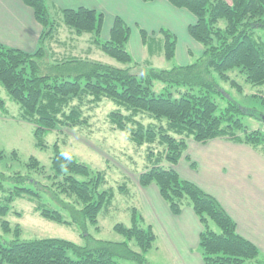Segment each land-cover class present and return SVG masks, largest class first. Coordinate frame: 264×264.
Returning <instances> with one entry per match:
<instances>
[{
    "label": "trees",
    "instance_id": "trees-1",
    "mask_svg": "<svg viewBox=\"0 0 264 264\" xmlns=\"http://www.w3.org/2000/svg\"><path fill=\"white\" fill-rule=\"evenodd\" d=\"M22 1L32 9L42 32L31 52L0 42V86L16 103L14 118L31 124L43 147L48 131L87 125L86 110L113 102L116 107L108 116L112 127L128 131L136 145H148L149 166L138 176L139 184H154L173 214L190 207L196 215L201 225L196 250L203 264H264V254L238 233L221 202L176 169L187 139L205 143L219 138L264 150L263 131L248 130L241 123L240 116L254 114V109L249 112L221 87L223 81L242 91L243 84L232 74L264 87V0H167L193 15L188 34L202 46L193 61L168 68L146 61L140 67L142 62L133 61L126 48L130 25L120 16L114 17L109 36L102 40V12L86 6L64 8L61 19L54 20L48 0ZM63 26L65 40L59 38ZM83 34H90L84 51L75 43ZM140 34L145 45L157 37L143 29ZM158 34L164 58L172 61L176 35L162 27ZM94 45L125 66L82 58ZM260 97L264 102L263 93ZM217 98L225 99V107ZM0 115H11L1 96ZM153 145L160 149H151ZM52 150L51 165L45 168L34 157L23 161L16 151L0 149V224L15 234L9 241L0 238V264H148L146 254L157 237L143 214L131 208L130 226L114 224L121 240H94L85 225L98 227L100 216L113 205L114 193L102 189V174L56 146ZM9 158L19 167H11ZM44 194L51 195L50 203L43 201ZM21 196L35 202V210L44 217L80 225L87 244L55 237L19 239V226L12 229L2 216Z\"/></svg>",
    "mask_w": 264,
    "mask_h": 264
},
{
    "label": "crops",
    "instance_id": "crops-1",
    "mask_svg": "<svg viewBox=\"0 0 264 264\" xmlns=\"http://www.w3.org/2000/svg\"><path fill=\"white\" fill-rule=\"evenodd\" d=\"M49 12L61 19V10L86 6L101 10V36H109L115 16L130 25L127 41L133 30L139 37L131 55L138 62L153 65V55L144 52L140 29L158 36L166 27L176 35L175 57L188 63L199 54L202 46L188 34L193 15L176 8L167 0H48ZM52 16V15H51ZM135 27V29H133ZM42 26L32 9L22 0H0V42L26 51H34ZM133 42H135L133 40ZM191 52H190V51ZM148 52V51H147ZM161 56L163 53L161 51ZM158 56V55H157ZM151 58V59H150ZM191 59V60H190ZM178 173L214 195L236 221L238 233L254 242L264 254V157L250 145L226 139H212L205 143L187 139L185 151L176 165ZM144 218L150 222L169 264H203L196 250L201 225L190 207L173 214L154 184L140 186ZM145 190V191H144Z\"/></svg>",
    "mask_w": 264,
    "mask_h": 264
},
{
    "label": "rangeland",
    "instance_id": "rangeland-1",
    "mask_svg": "<svg viewBox=\"0 0 264 264\" xmlns=\"http://www.w3.org/2000/svg\"><path fill=\"white\" fill-rule=\"evenodd\" d=\"M97 12L102 11L97 10ZM50 14L52 19L58 20L59 17L56 16L57 13L55 11H51ZM65 27L63 26L59 30V33H61L59 38L62 40H65L62 37L64 36L63 32H66L67 27ZM89 35L83 34L82 37H77L75 41L77 47L82 51L88 47L86 41ZM136 35V30H133L131 42L126 43V48L131 55H133L138 43H140L139 37H136ZM100 38L105 40L103 35ZM151 43V45L146 44L144 52L147 55H153L152 59L150 58L153 61V66L168 68L173 64H179L177 57L173 58L172 61L166 60L164 56L160 58L162 55V38L157 36ZM54 49L56 50L55 47ZM81 57L125 66L103 53L99 48L96 50L95 45L92 48V53L89 55L83 53ZM133 61L136 62L137 60L133 58ZM141 65L145 67L144 62L140 64V67ZM135 70L139 71V68ZM232 76L242 83L244 88L241 91L230 86L228 82L221 81L224 95L236 100L249 112L250 109H254V114L245 112L240 116L241 123L248 130L260 129L264 133V102L260 97L261 93L264 94V87L245 83L242 75L236 76V74H232ZM0 96L6 100L8 109L11 112L10 116H8L9 114L7 116L0 115V149L6 152L16 151L18 159L23 161L29 157H34L45 168H49L53 155L52 149L56 146L60 151L71 154L79 162L85 163L94 173L102 174L106 179L102 189L113 191V205L104 217L99 215L98 227L87 222L85 225L86 231L95 238L94 240H121L122 236L113 230L114 224L123 223L126 226H130L131 208H136L140 214L144 215L142 194L138 192V189H141L138 176L149 165L146 158L148 145H136L130 140L128 131L116 130L109 122L108 116L116 105L111 101H103L85 111L87 125H81L76 128L57 127L48 131L43 135L42 147L34 137V127L27 122L14 118L15 113H17L16 103L10 100L8 94L1 86ZM219 98H217L219 105L225 107V99ZM150 148L155 151L160 149L157 145H153ZM258 148L260 150L256 151L264 157V150L261 147ZM7 161L11 163V167L14 165L19 167L16 160L9 158ZM32 175L41 179L36 174ZM122 187L124 188L123 192L120 190ZM42 196H44L42 197L43 201L50 203V194ZM60 197L65 199L64 195L60 194ZM11 205L8 212L2 216V219H6L12 229L16 224L19 226L20 232L17 235L19 239L55 237L70 240L79 245L87 244L85 234L83 235V228L80 225L59 222L44 217L35 210L36 203L29 200L27 196L16 198ZM146 222L150 223L148 220ZM14 237V230L5 231L0 224V238L2 240L9 241ZM160 246L161 241L157 239L156 245L146 254L148 264H169L166 253L161 249L159 250L158 247ZM128 264L131 263L128 262Z\"/></svg>",
    "mask_w": 264,
    "mask_h": 264
},
{
    "label": "water",
    "instance_id": "water-1",
    "mask_svg": "<svg viewBox=\"0 0 264 264\" xmlns=\"http://www.w3.org/2000/svg\"><path fill=\"white\" fill-rule=\"evenodd\" d=\"M263 119H264V117H263Z\"/></svg>",
    "mask_w": 264,
    "mask_h": 264
}]
</instances>
